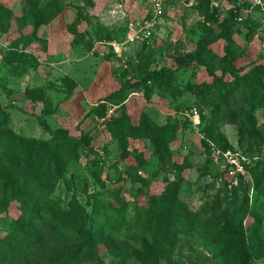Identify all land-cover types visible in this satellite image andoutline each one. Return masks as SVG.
I'll list each match as a JSON object with an SVG mask.
<instances>
[{
    "label": "rangeland",
    "instance_id": "1",
    "mask_svg": "<svg viewBox=\"0 0 264 264\" xmlns=\"http://www.w3.org/2000/svg\"><path fill=\"white\" fill-rule=\"evenodd\" d=\"M0 2L15 14L11 27L0 30V105L10 114L15 142L44 184H55L63 206L73 197L81 204L90 200L129 221L167 192L178 196L197 229H224L236 217L251 244L259 216L264 234V139L258 131L264 129V108L241 89L233 92L229 85L236 77L224 70L234 64L264 78V0H37L42 15L23 30L18 19L33 2ZM145 18L155 23L153 35L129 40L131 21ZM22 34L32 35L28 45ZM204 46L208 53L199 55L201 61L175 69L177 59ZM164 67L173 69L168 77L144 81ZM212 118L220 121L216 142L249 160L244 174L225 169L203 145L200 123ZM115 119L121 121L111 124ZM167 124L177 131L163 158L149 133L158 136ZM117 128L121 137L111 131ZM64 135L73 139L57 137ZM15 180L9 200L0 203L2 259L143 264L137 257L114 256L104 243L78 247L72 235L45 222L24 224L21 206L30 191L24 180ZM3 194L0 179V201ZM190 245L196 244L181 236L170 256L152 254L144 264H196ZM251 258L264 264V257Z\"/></svg>",
    "mask_w": 264,
    "mask_h": 264
},
{
    "label": "trees",
    "instance_id": "2",
    "mask_svg": "<svg viewBox=\"0 0 264 264\" xmlns=\"http://www.w3.org/2000/svg\"><path fill=\"white\" fill-rule=\"evenodd\" d=\"M31 1L33 3L29 4L27 13L22 14L18 19L20 30L33 21L34 16L42 15L43 10L34 6L37 0ZM14 15L11 8L0 2V30L5 31L11 27ZM23 36H25V45H28L32 41V35ZM207 53V48L204 46L193 55L179 58L176 60L175 69L188 67L195 60L201 61L199 55L204 56ZM224 70L236 77L233 85H229L233 92L241 89L257 106L264 108V78L256 70L242 72L243 70L234 64L226 65ZM172 72L173 69L164 67L147 74L144 81L153 77L166 78ZM214 76L219 79L215 74ZM217 104V109L221 111L222 100ZM100 107L105 108L106 106L102 104ZM217 109L213 110L212 115L218 113ZM9 121L10 114L5 107L0 105V179L4 192L0 203L6 204L9 200L8 192L13 187L15 178L20 179L21 182L24 180L30 191V200L26 204L23 202L21 206V221L24 224L37 227L39 222H45L55 231L72 235L78 241V247L94 248L98 243H104L114 256L137 257L143 261V264L152 254L158 257L170 256L181 236L188 237L195 242L196 245H190L189 248L196 264H257L252 260L251 254L254 253L259 259L264 257V234L262 220L259 216L249 236L251 244H246V234L242 226L238 224L236 217L227 219L224 229L210 230L208 226L197 229L194 222L188 219L186 206L178 196H170L167 192L156 196L148 208L137 213L129 221L120 215H108L106 205L96 207L90 200L86 204H81L73 197L68 207L63 206L61 200L54 196L55 184L51 186L44 184L34 162L15 142L8 127ZM120 121L121 119H115L111 124L115 125ZM219 123L218 118H212L208 124L200 123L199 128L204 134L201 141L208 152H210L209 142L217 143L220 134ZM191 124L192 122L189 121V125ZM111 131L116 137H121L122 129L117 128ZM176 131L175 125L167 124L161 128V133L156 135L158 139L149 133L150 137L155 140L163 158L166 150H170V145L176 137ZM258 131L262 133L261 137L264 139V129H258ZM57 137L65 142L73 139L67 135ZM57 171L60 170L57 169ZM58 176L64 177V174L59 172ZM256 181L258 186L262 185L263 176L256 177ZM72 184L75 190L77 184L75 181ZM258 188L259 191L263 189L261 186ZM90 205L93 207L92 210L88 209ZM38 240L40 241V238ZM206 249L211 253L212 259L209 258ZM1 259L2 253H0V264H11L4 260L5 258Z\"/></svg>",
    "mask_w": 264,
    "mask_h": 264
},
{
    "label": "built area",
    "instance_id": "3",
    "mask_svg": "<svg viewBox=\"0 0 264 264\" xmlns=\"http://www.w3.org/2000/svg\"><path fill=\"white\" fill-rule=\"evenodd\" d=\"M154 26L155 23L150 18H145L140 22L131 21L129 25L128 39L135 40L139 37L149 38L154 33V29H155ZM192 115L193 117L197 118L198 111L197 110L192 111ZM198 121H199L198 119L197 120L194 119V123L198 124ZM199 135L201 138H204L203 133L199 132ZM209 143H210V151L213 153L214 156L217 155L215 160L216 162H218V160L221 159L223 167L225 169H228L230 172H233L234 174L235 173L244 174L246 172V167L249 163V160L246 158V156L242 154L234 153L230 149H221L212 142Z\"/></svg>",
    "mask_w": 264,
    "mask_h": 264
}]
</instances>
